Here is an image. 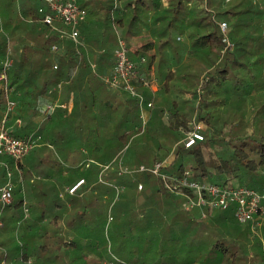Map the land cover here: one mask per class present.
Listing matches in <instances>:
<instances>
[{
  "label": "trees",
  "instance_id": "16d2710c",
  "mask_svg": "<svg viewBox=\"0 0 264 264\" xmlns=\"http://www.w3.org/2000/svg\"><path fill=\"white\" fill-rule=\"evenodd\" d=\"M225 1L193 0L194 6L191 9L193 14L190 23L197 20L196 26L205 30L198 34L202 43L195 54L208 69L206 68L205 79L200 85L201 92L200 89L199 92L195 89L192 92V112L193 109H198L197 120H206L207 128L199 130L203 139L186 147L182 141L184 138L182 129L191 131L194 128H179L180 124L188 127L189 120L177 111H173L171 118L174 120L171 121L170 118L169 128H146L143 130L146 134L137 137L135 143L131 139L135 133H140L137 128H92L91 134L90 132L88 135L81 133L84 136L79 138V141L93 144L92 152L88 154L89 150L84 147L85 145L75 142L78 138L72 137L71 128H41V119L44 118L43 121H45L52 117V114L44 113L46 103L57 97L55 93H49V89L60 80H70L77 67L87 64L83 45H77L69 39L61 38L56 30L40 20L41 15L38 8L46 7L43 0H0V118L4 115L6 99L9 97L16 101L15 108L9 112L6 120V124L13 123V127L8 129L10 134L19 138L38 137V144L33 146L20 161L10 164L13 167L12 176L17 182L13 187L11 203L7 205L11 210V216H16L17 209L21 208L26 201L24 194L20 192L22 180L26 176L31 177L33 173L46 176L55 173L61 175L63 166L59 157H64L66 160V156L77 153L80 164L75 165L74 168L65 169L68 174L57 178L58 182L69 181L73 174L81 178L84 183L79 184L81 187L77 191V194L81 196L69 198L72 203L77 199L80 207L73 206L71 211H68L66 205L60 204L58 209L61 208L62 212L53 213L50 220L54 223L66 210L67 213L63 216L68 236L73 235V237H69L68 241L55 243L56 241H52L53 236L48 235V231L44 232L42 236H49L47 239L50 243L37 245L33 254L36 257L31 264H102L101 260L110 259V256L113 258L111 253L103 255L98 251L99 243L96 240L102 229L101 224L98 223L99 220L107 216V207H110L112 211L115 206H118L119 211L117 224L113 226L119 242L125 238V233L130 238L138 232V238L140 235L143 236V243L152 245L154 242L157 245L160 255L164 254L165 248H173L176 252L185 247L189 252L185 257L187 260L183 258L184 260L175 261V264H239L241 260L248 261L249 259L252 260L251 264H264V253H260L256 248L251 251L245 244L240 248L237 235L219 239H211L207 235L202 236L197 229L202 227L201 215L194 211L183 210L181 200L184 197L167 190L164 186L161 187L162 191L158 188L160 193L171 196L174 202L176 199L178 202L181 201L179 203L181 209L192 214L193 218L182 217L176 207L175 210L169 209L174 214L172 218L164 219L158 216L159 211L153 210L155 207L146 205V193L142 192L138 193V196L128 197L127 201L119 202L118 199L114 201L112 192L109 200L107 197L104 198V195L110 193L107 187L112 190L115 188L119 170L117 172L110 169L105 171L101 165H108L112 160L115 161L130 143L128 147L131 146L132 151L129 155H125L123 160L129 167L138 168L139 165L144 164L141 163L143 149L139 140L142 138L147 141V137L161 136L172 139L174 144L172 149L168 150L171 153L170 159L167 164H163L161 172L180 175L185 168L189 167L193 170L194 177L199 180L215 183H231L232 180H236L238 185L264 187V5L259 7L258 4L263 0L246 2L248 11L249 9L250 12L252 11L249 6L251 3L256 13L260 14V19L255 23L263 32L255 36L252 46L249 47L251 51L246 49L247 44L244 42L230 40L228 34L232 28L224 34L213 18L206 22L203 21L206 14L212 12L211 10L215 11V16L234 14L235 10H239V6L243 5L246 0H233L226 8H222L221 5ZM199 2H201V8L196 6ZM181 5L182 1H177L176 7ZM199 12H202V15L195 17L194 14ZM172 22L174 21L168 20V27L173 24ZM180 23H183V20ZM52 44L57 45L56 51H51ZM107 55L105 50L102 57H107ZM247 55H250L249 64L253 63L251 62L252 57L255 59L256 65L253 68L249 67ZM141 58L139 61L143 63L145 60L141 62ZM8 59H12L9 66L5 65ZM114 63L115 56L112 67ZM54 65L57 67L54 68ZM3 74L5 78L2 77ZM171 76L172 72L166 74L164 86H168ZM202 109L206 111L203 112ZM192 115L191 113V118ZM17 122L20 124L19 127ZM44 129L49 140L53 139V141L67 134L66 156L61 154L62 152L54 145L52 147L37 146L43 142L42 130ZM157 138L154 141L156 148H159L162 143ZM73 142L75 146L72 145ZM82 148L87 150L86 156ZM165 155V153L164 155L156 154L152 158V163L145 165L150 166L154 162L162 161ZM84 167H86V172L82 171ZM139 172L143 173L146 179L155 177L160 183V176L148 171ZM100 175L106 183L104 186L98 185ZM88 190L91 192L87 193ZM155 196L160 195L154 193ZM122 202L125 203L120 206ZM44 215L45 212L40 214L39 221ZM20 219V227L14 228L18 235L25 232L24 218ZM27 228L26 230L29 231ZM42 228L45 227L37 223L34 228L30 229L32 233L35 231L33 234L35 239L38 238L37 233L40 235ZM237 234H242L246 237L245 239L252 235L247 232ZM91 236L95 237L93 242H91ZM205 237L208 239L206 240ZM253 237H255L254 234ZM254 239L255 242L260 243L256 237ZM206 241L207 244H205ZM85 247L92 251V257L88 256L89 251L87 252L88 249ZM252 252L253 255L249 258ZM28 260L29 256L23 253L20 260L13 264H28ZM160 264H173V262L167 260Z\"/></svg>",
  "mask_w": 264,
  "mask_h": 264
},
{
  "label": "crops",
  "instance_id": "0c3cea01",
  "mask_svg": "<svg viewBox=\"0 0 264 264\" xmlns=\"http://www.w3.org/2000/svg\"><path fill=\"white\" fill-rule=\"evenodd\" d=\"M177 1L179 0H80L87 11L85 20L78 27L87 64L77 67L70 80H60L49 89V93H55L57 97L46 103L44 113H50L52 117L45 121L42 118L41 128H71L70 132L73 136V128H138L141 125L140 109L134 101L135 98L125 97L124 93H121L122 91L109 88L104 83V77L112 69L114 59L111 55H115L119 37L126 42L129 55L132 60L139 64L142 74L149 78L155 77V81L151 83L150 87H140L146 99L154 100V107L145 109L148 128H158L157 126L169 128V123L162 120L167 110L169 112L172 110L171 113L177 111L178 114L184 115L190 121L193 85L189 84L187 79H190L192 72L190 71V64L184 61L185 51L191 53L187 46L190 45V42L180 46L181 49L178 46L171 47L165 43V40L162 39L161 41V37L166 36V32L163 35L159 34L162 28H169L168 20L174 21V25L172 24L170 28L183 27L186 23L190 24L193 14L191 11L194 6L193 0H181L182 5L179 7H176ZM258 4L261 7L264 5V0ZM196 6L201 8V2L196 3ZM227 6L224 2L221 5L222 8ZM169 14L171 15L169 16ZM194 15L199 17L202 12ZM104 17L105 19H103ZM102 19L107 20L104 23L105 27H109V19L112 20L114 29H117L115 34L109 35L100 30L98 22ZM181 20L184 22L183 25L180 23ZM186 30L189 31L190 29ZM198 30L200 34L205 31L201 27ZM114 44H116L115 48H113ZM105 50L108 55L102 57ZM157 50L165 53L166 56L158 65V72L163 76L160 80L156 75L157 67L155 66ZM140 57H144L143 63H140ZM168 72H172V76L168 81V86H164ZM187 92H191V94L186 96ZM52 102L65 104L66 107H57L53 112H47L46 106ZM6 125L9 130L13 127L12 122L10 124L8 122ZM17 126H20L19 122H17ZM42 136L43 142L37 146L52 147L53 143L49 140L45 129L42 130ZM67 144L65 141L60 144L62 146L61 154L65 156ZM66 158L65 160L64 157H59L63 166L61 175L55 173L46 176L45 174L33 173L31 177L26 176L22 180L20 192L24 194L26 201L21 208L17 209L16 216L12 217L11 210H9L8 224L12 229L20 227V218H24L25 235L28 233L26 227L30 230L37 223L52 229L59 227V224L66 226L63 216L67 213L66 210L54 223H51L50 220L53 213L62 212L61 208L58 209L60 204L66 205L68 211H71L73 206L80 207L77 199L72 203L69 198L71 196L79 198L81 195L77 194V191L84 184L82 183L70 191L69 189L81 179L73 174H71L69 181L58 182L57 178L68 174L65 169L74 168L75 165L80 164L77 153H72ZM1 161L5 162V160L0 159V167L2 168ZM1 181L2 179H0ZM90 192V190L87 191V193ZM193 211L199 214L198 210ZM42 212H45V215L39 221Z\"/></svg>",
  "mask_w": 264,
  "mask_h": 264
},
{
  "label": "rangeland",
  "instance_id": "374dc122",
  "mask_svg": "<svg viewBox=\"0 0 264 264\" xmlns=\"http://www.w3.org/2000/svg\"><path fill=\"white\" fill-rule=\"evenodd\" d=\"M79 5L83 6L80 3V0H77ZM233 0H226L224 3L227 5H229V3H231ZM248 0L244 1V4L239 6V10H235L234 14H225L222 16L216 15L215 16V11L211 10L212 12L210 14H206L205 18H204V22H206L209 19H214V21L219 24V28L221 30V23L225 22L226 26L224 27V31H222L224 34L227 32V30H230L231 28V32L228 34L230 37V40L232 41H241L244 42L245 44H247L246 49L248 51L249 47L252 46L251 44L253 43V41L255 40V36L257 35H261V33L263 34V32H261L259 26L255 23L257 22L256 20L260 19V14L256 13L255 8L253 6V4L249 3V6H251V12L250 9L248 11V7H247V2ZM251 2V0H250ZM171 14H169L170 16ZM105 19V17L103 18ZM101 20L100 22H98V25L100 27V30L103 33L106 34H115V31L117 30L116 28L114 29L113 25H112V20L110 21L109 19V27H105V24L107 20ZM107 19V18H106ZM224 19V20H221ZM196 22L197 20H194L193 22H191L190 24L186 23V25H183V23H181V25H183V27H169V28H162L161 31H159V34H162L164 32H166V36H162L161 37V41L162 39L165 40V43L168 44L171 47H179L180 49L182 47V45H185L186 43L190 42V45L188 44V49L191 50V53L188 51L184 53L185 57H184V61L190 64V71L191 76L190 79H187V81L189 82V84H192V92L195 90H199L201 92L202 87L200 88V85H202L204 79H205V75L204 72L206 71V68L208 69V67H206V64L199 59L195 52L197 51V48L200 47V44L202 43L201 39L198 38V34L199 32V28L196 26ZM1 23V20H0ZM174 25V22H172ZM234 24V26L232 25ZM190 25V27H189ZM1 26V24H0ZM172 26V25H171ZM258 26V27H257ZM1 28V27H0ZM185 29H190L189 31H185ZM1 31V29H0ZM218 31V30H217ZM186 32V33H185ZM254 36V37H253ZM244 44V45H245ZM116 44L113 45V48H115ZM232 46H230L231 48ZM112 48V49H113ZM186 49V48H185ZM187 50V49H186ZM113 55V54H112ZM114 59V56H112ZM165 53L157 50L156 53V61H155V66L157 67V72L156 75L157 77H159V80L162 79V74H160L158 72V65L160 63V61L162 62L163 59L165 58ZM168 57V56H167ZM250 55H247V59H248V64L250 61ZM251 62H255V59L252 57L251 58ZM251 63L248 66L253 68L256 63ZM199 67V68H198ZM155 78V77H153ZM178 82V81H176ZM122 91L121 93H124L125 97H130L131 95L122 90V89H117ZM199 92V91H198ZM191 94V92H187L186 96H189ZM132 97V96H131ZM135 98V97H133ZM151 100V99H149ZM134 101L136 102L137 106H138V101L135 98ZM152 101V107H154V100ZM247 103V102H246ZM247 106V105H246ZM187 108V106H186ZM203 110V109H202ZM171 111L170 112L167 110V113L165 115H163L162 120L166 123H169L170 118H171ZM206 109L203 110V112H205ZM179 112V111H178ZM181 112V111H180ZM198 109H193L192 112V121L187 122L188 123V127L187 128H194L196 130H204L206 127V120L205 119H201V120H197V113ZM191 119V118H190ZM174 120L171 118V121ZM141 121V120H140ZM174 122V121H173ZM141 124V122H140ZM165 124V123H164ZM176 125V124H175ZM174 125V128H176V126ZM158 128L160 126H157ZM146 128H148V118H147V123L145 125V130ZM179 128H186L185 126H179ZM74 129V133L73 136L77 137L78 140H75L76 143H79V145H85L84 147L88 148L89 152L88 154L92 152V147L93 144L91 142H85V141H79L81 139V137H83L84 135H88V133L91 131L92 129L89 128V130H87L86 128H73ZM106 129V128H105ZM108 129V128H107ZM140 133H135L133 138L131 139V141L133 140V142L135 143V139L137 137L143 136L144 134H146V132L140 128V125L138 126V128ZM82 131V132H81ZM189 130H185L182 129V134L183 137L185 138V136L188 134ZM81 133H83L84 135L82 136ZM72 136V137H73ZM147 137V135H146ZM68 138L67 134H63L61 135V138H55L54 141L53 139L51 140L53 142V145L55 146V148L57 150H61L62 146H60L61 142L66 141V139ZM80 138V139H79ZM146 139L147 141H145L144 139H140L139 143L142 145V162L144 164H151L152 163V158L154 155L156 154H166L164 157V164H167L169 159H170V151H168L169 149H172V147L174 146V144L172 143V139H168L165 136H161V137H156L158 141H160V143H162V146L159 148H156V144L155 141L156 138H149ZM184 138L182 139V141L184 140ZM76 139V138H74ZM68 140V139H67ZM132 142V143H133ZM88 144V145H87ZM73 146H75V143L73 142L72 144ZM130 145V143L127 144V146L123 149L121 156L117 157V159L114 161L112 160V162H109L108 165H101V167L103 166L105 171L107 170H115L117 172V170H119L117 173L119 174V176L116 178V186L115 188L112 190V188H109V192L106 195H104V198L107 197V199L109 200L111 197V192L114 198V201L118 199V201H127L128 197H134V196H138V193H146L145 195V203L147 206H153L155 208H153V210H157L159 212L158 216L163 217L164 219H170L172 218V214L169 209H178L179 210V214L184 217V218H193L192 214L190 213H186L184 212L179 203H181V201L178 202V199H176V201L174 202L173 198L171 196H167L166 194H163V192L160 193V189L162 191V186L163 183L160 180L159 181L154 177L153 179H146L143 175V173H140L137 168H131L129 167L123 160V157L126 155H129L131 150V146L128 147ZM90 148V149H89ZM83 149V154H85V156L87 155V150H85V148ZM0 159L5 160L1 161V166L0 167V179H2V181L0 182L1 184L4 183V181L6 180V165L7 167H9V169L11 171H13V167L12 164L14 162V160L8 156V155H0ZM162 159V161H164ZM127 165V166H126ZM108 166V167H105ZM108 168V169H107ZM82 171L86 172V167L83 168ZM13 173V172H12ZM106 174V173H105ZM104 179H102V176L100 175L99 179H98V185L99 186H104L106 183H104L103 181ZM12 181L13 184L15 185V177H12ZM231 183L234 184H238L236 180H232ZM139 184L141 185V187H139ZM105 188V189H107ZM143 188V189H142ZM160 188V189H158ZM256 188V187H255ZM257 188H264V187H257ZM154 193L159 194L160 196H155L154 197ZM183 197V196H180ZM106 201V199H104ZM122 202L120 203V206L123 205ZM108 206V205H107ZM112 206V204H111ZM106 207V206H105ZM118 206H115L112 211L110 207H107V216H103V218L101 220H99V224H101L102 229L99 231V236L97 237L96 242L99 243V247H98V251H100L103 255H107L108 253H111L113 255V258L110 256V260L108 258L101 260L102 264H105V262L108 260L110 261H122V262H126V263H131V264H160L162 262L165 261H172L173 264H175V261H181V259H185L187 260L186 255L189 254V252L186 250V248H182L180 251L175 252V249L173 248H165L164 250V254L160 255L159 250L157 248V245H155V243L153 242L152 245H148L146 243H143V236L140 235V237L138 238V232L135 233L134 237H128V234L125 233V238L121 240V242H119L117 240V237L115 236L114 233V226L117 224V216H118V211L119 209H117ZM176 207V208H175ZM111 211V212H109ZM9 209L8 206L6 207H2V204L0 202V262L1 264H13V263H17L20 258L21 255L24 253L27 256H29V260H28V264H31V262L33 261L34 257H36V255H33L36 251L37 245H48L50 242L47 238H49V236H42L44 235V232L48 231V235L53 236L52 241H56L55 243L58 242H64V241H68L69 237V233H68V229H67V225L65 226L64 224H59V227L56 228H48V226H45V228H42V231L40 233V235L37 233L38 238L35 239L33 237V234H35V231L32 233L31 230L28 231L27 235L22 234V235H18L16 234V232L14 231V229H12V227H10V225L8 224V217H9ZM149 213V212H148ZM156 213V214H157ZM153 214V213H151ZM155 214V212H154ZM112 215V216H111ZM113 218H111V217ZM171 216V217H170ZM152 218V217H150ZM159 218V217H158ZM201 218H203L202 223V227L197 228L198 232H200L202 234V236H208V238L211 239H219L220 237H231V235L234 237V235H237L238 238V245L241 248L242 246H244L243 244L247 245V247L252 251L253 248L258 249V251L260 253H264V232H263V228L264 225L257 227L254 226L252 227V224L250 222H237L235 216H234V210L232 208L230 209H218V210H212V211H207L206 216H201ZM166 222V221H165ZM152 223V221H151ZM111 224V225H110ZM114 224V226H113ZM150 224V223H149ZM63 225V226H62ZM151 225V224H150ZM167 225V224H165ZM137 226V224L135 225ZM243 232V234L245 232L251 234L249 235L248 239H245L246 237L243 236L242 234H237ZM206 233V234H205ZM253 234L255 235V237L257 238L258 242H255L256 240L254 239L255 237H253ZM35 240H33V238ZM73 237V235L71 236ZM70 237V238H71ZM92 240L91 242H93V240L95 239L94 236L90 237ZM208 238L205 237V239L207 240ZM82 240V239H81ZM86 240V239H85ZM142 241V242H141ZM211 242V241H210ZM93 244V243H92ZM205 244H207V241L205 242ZM260 244V245H258ZM23 245V246H22ZM53 245V244H50ZM73 248V247H72ZM79 248V247H78ZM77 248V251H78ZM85 249L88 253V256L90 255V257H92V251L89 250V248L85 247ZM168 251V252H167ZM251 255H253V252L250 253V257ZM183 259V260H184ZM252 260L249 259L248 261L245 260H241L239 262V264H251Z\"/></svg>",
  "mask_w": 264,
  "mask_h": 264
},
{
  "label": "built area",
  "instance_id": "2783aa9c",
  "mask_svg": "<svg viewBox=\"0 0 264 264\" xmlns=\"http://www.w3.org/2000/svg\"><path fill=\"white\" fill-rule=\"evenodd\" d=\"M46 7H39L41 21L59 33L61 38H66L75 44H81L79 24L85 20L87 11L79 5L77 0H43ZM225 22L221 23V30L224 31ZM232 48V47H231ZM51 51H56L57 45H51ZM145 59L142 57L141 62ZM12 59H8L5 65L9 66ZM57 66L54 65V68ZM5 78V75H2ZM154 78H149L142 74L139 64L131 59L129 48L122 38L117 40L115 51V63L110 73L104 77V82L109 88L122 89L128 92L138 101L140 109L141 125L143 130L147 123L145 114L146 108L152 107V101L146 99L140 87H150ZM60 87V85H58ZM16 106V101L7 97L5 111L0 120V155H8L14 161H20L30 149L37 144L38 137L28 138L14 137L10 134L6 120L9 112ZM57 107L64 108L65 104L52 102L47 104L46 111L53 112ZM203 139L199 130L193 129L188 132L183 142L186 147L191 146L197 140ZM164 161L154 162L152 165H139L138 171H148L160 176L163 186L184 197L182 208L185 211L198 210L201 216H206L207 211L218 209L234 210L237 222H250L252 227L264 225V188L247 187L231 183H215L207 180H199L194 177V172L189 167L185 168L180 175L161 172ZM107 167V166H105ZM6 180L0 186V202L2 207L11 203L13 196L12 171L7 167ZM79 180L69 190L73 191L80 183ZM139 187L141 185L139 184ZM1 224V222H0ZM105 264H131L116 261H106Z\"/></svg>",
  "mask_w": 264,
  "mask_h": 264
}]
</instances>
